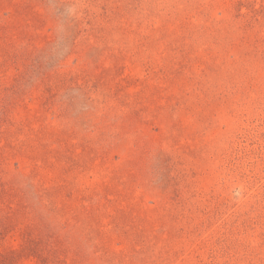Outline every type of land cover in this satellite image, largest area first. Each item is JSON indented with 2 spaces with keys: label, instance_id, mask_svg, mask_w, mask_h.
<instances>
[{
  "label": "rangeland",
  "instance_id": "rangeland-1",
  "mask_svg": "<svg viewBox=\"0 0 264 264\" xmlns=\"http://www.w3.org/2000/svg\"><path fill=\"white\" fill-rule=\"evenodd\" d=\"M0 264H264V0H0Z\"/></svg>",
  "mask_w": 264,
  "mask_h": 264
}]
</instances>
